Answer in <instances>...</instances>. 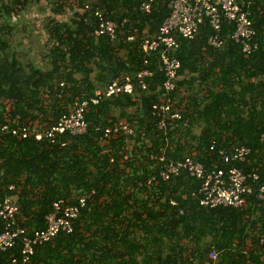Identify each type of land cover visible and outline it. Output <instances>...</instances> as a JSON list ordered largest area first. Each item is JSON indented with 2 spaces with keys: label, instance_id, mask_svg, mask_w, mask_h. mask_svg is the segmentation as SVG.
<instances>
[{
  "label": "trees",
  "instance_id": "16d2710c",
  "mask_svg": "<svg viewBox=\"0 0 264 264\" xmlns=\"http://www.w3.org/2000/svg\"><path fill=\"white\" fill-rule=\"evenodd\" d=\"M83 1L91 9L81 14L75 9ZM169 1L156 0L151 12L143 14L141 0H0V122L17 120L42 132L69 105L89 101L96 90L121 76H135L141 69L151 73L142 103L118 95L90 105L86 133L62 136L65 147L34 137H0V183L17 188L16 219L27 232L45 228L53 201L87 197L73 221V232H61L37 246L32 264H205L211 249L219 254L216 264H264V207L258 200L251 197L246 210L202 207L191 196L196 180L161 181L151 159L162 152L173 161L197 153L206 168L217 163L228 169L230 165L209 151L210 145H246L251 149L250 164L233 166L245 172L260 168L264 0H255L252 7L259 40L255 53L245 56L229 37L233 27L225 23L220 35L226 42L220 49L207 45L213 33L209 25H202L193 40L181 39L178 48L170 50L181 63L173 103L183 104V111L180 120L167 119L164 135L147 101L162 91L158 55L144 66L137 42L130 43L126 37L153 35ZM39 3L48 9L43 18L47 48L42 68L11 51L6 24L1 23L2 17L11 21ZM94 10L117 24L116 41L94 34ZM194 88L199 92L180 96L181 91ZM118 122L129 124L133 134L102 140L94 131L96 126ZM152 177L156 181L149 184ZM20 251L16 239L11 249L0 252V264L19 259Z\"/></svg>",
  "mask_w": 264,
  "mask_h": 264
},
{
  "label": "built area",
  "instance_id": "2783aa9c",
  "mask_svg": "<svg viewBox=\"0 0 264 264\" xmlns=\"http://www.w3.org/2000/svg\"><path fill=\"white\" fill-rule=\"evenodd\" d=\"M255 0H170L163 9L166 14L158 30L151 36H142L131 33L126 41L137 42V47L142 55L143 65L149 64V58L158 55V68L164 75L161 84V93L154 100H147L157 117V128L164 135L167 133V119L180 120L182 118L183 104L175 107L173 99L176 96V83L181 79L179 70L180 61L170 55V50L179 46V41L193 40L202 25H209L212 35L207 38V45L220 49L224 47L226 37L221 31L224 23L233 27L230 38L241 46L245 56L255 53L259 48V40L253 23L252 7ZM156 0H141L139 10L143 14L151 12ZM91 9L88 1H83L76 6L78 13L84 14ZM93 17L97 25L94 28L96 36H106L110 41H116L117 24L106 20L103 14L94 10ZM88 19V18H87ZM151 76L148 69H141L135 76L123 75L108 84L104 89L95 91L94 97L89 101L69 105L67 112L63 113L51 126L35 132L17 120L0 122V137L9 134L13 137L25 139L34 137L36 140L45 139L50 145L65 147L67 141L61 137L80 136L86 133L88 122L85 114L90 105H97L103 99H111L118 95H128L133 103L140 104L142 95L148 92L147 78ZM182 96V94H180ZM94 131L101 134L102 140L115 136H130L133 130L129 124L118 122L112 126H96ZM264 139V135H262ZM209 151L216 153L228 169L221 168L217 163L206 168L197 153L181 160H168L165 153L151 157L157 166V176L161 181H170L176 177L194 179L198 182L191 196L196 197L202 207H233L246 210L250 205V198L254 197L264 207V159L260 168H252L245 172L233 164H250L248 156L251 149L246 145L226 146L219 148L215 143ZM263 171L260 172V169ZM156 181L152 177L148 183ZM17 188L13 184L0 183V252L11 249L16 239L20 241V258H11L5 264H32L35 248L50 242L59 233H72L73 221L87 202L84 195L75 196L70 200L57 199L51 204V211L45 216V228L27 232L16 219L19 211L17 203ZM176 206L175 202H170ZM179 213L184 216L182 210ZM219 254L211 249L207 254L205 264H216Z\"/></svg>",
  "mask_w": 264,
  "mask_h": 264
},
{
  "label": "rangeland",
  "instance_id": "374dc122",
  "mask_svg": "<svg viewBox=\"0 0 264 264\" xmlns=\"http://www.w3.org/2000/svg\"><path fill=\"white\" fill-rule=\"evenodd\" d=\"M44 3H39L37 7L29 10V7L24 9V12L13 19L8 20L5 17L1 18V23L6 24L5 34L10 40V49L19 57H22L25 62H29L38 67L43 65V51H46V23L43 22L45 13ZM1 7V6H0ZM32 7V6H31ZM37 12V14L35 12ZM45 12V13H44ZM4 13V11H3ZM201 90L200 92H202ZM192 92H199L198 89H187L181 91L182 95H188ZM199 132L200 129H196Z\"/></svg>",
  "mask_w": 264,
  "mask_h": 264
},
{
  "label": "crops",
  "instance_id": "0c3cea01",
  "mask_svg": "<svg viewBox=\"0 0 264 264\" xmlns=\"http://www.w3.org/2000/svg\"><path fill=\"white\" fill-rule=\"evenodd\" d=\"M257 9L259 10V8H257ZM33 125H34V128H35V126L38 128V126H37L38 124L37 123H34Z\"/></svg>",
  "mask_w": 264,
  "mask_h": 264
}]
</instances>
